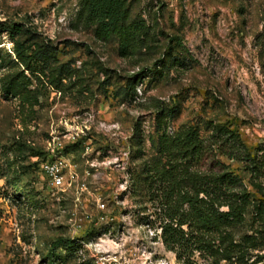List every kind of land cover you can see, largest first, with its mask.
Listing matches in <instances>:
<instances>
[{"label": "rangeland", "instance_id": "rangeland-1", "mask_svg": "<svg viewBox=\"0 0 264 264\" xmlns=\"http://www.w3.org/2000/svg\"><path fill=\"white\" fill-rule=\"evenodd\" d=\"M78 2L0 0V23L31 25L60 49L59 63L73 71L60 90L43 79L33 107L0 96L3 171L18 149L25 165L38 160L29 148L46 152L43 161L62 159L64 165L57 188L40 165L21 175L37 195L36 206L19 201L0 177V264H43L39 242L89 231L83 244L87 264H180L162 245L156 203L135 175L151 159L148 136L162 107L178 111L170 132L188 126L205 134L210 124L224 125L253 154L264 146V0H129L133 16L155 34L156 47L128 58L77 19ZM11 46L1 33L0 49L12 54ZM171 49L189 61L165 70L159 81L143 79L133 100L116 95L135 75L144 76L154 64L160 69ZM82 138L81 148L63 154L64 146ZM219 159L255 193L240 164ZM209 161L202 169L213 166ZM258 179L264 186V174ZM250 229L246 223L230 231L235 240L264 236L255 232L260 225ZM250 253L249 262L264 249Z\"/></svg>", "mask_w": 264, "mask_h": 264}, {"label": "trees", "instance_id": "trees-1", "mask_svg": "<svg viewBox=\"0 0 264 264\" xmlns=\"http://www.w3.org/2000/svg\"><path fill=\"white\" fill-rule=\"evenodd\" d=\"M77 19L91 28L97 39L116 44L117 53L123 58L156 47L152 44L156 42L155 34L143 18L133 16L129 0H79ZM3 32L12 44V54L0 49V96L4 100L16 99L20 106L33 107L38 103V86L43 79L60 90L61 81L73 76V71L58 61L60 49L31 25L3 22L0 34ZM176 45L183 50L181 42ZM187 61L189 58L181 57L175 49L168 50L157 64L160 69L154 64L144 76L142 72L135 75L116 88V95L133 100L143 79L147 83L159 81L165 70L184 66ZM177 112L175 106L156 111L155 128L148 136L152 156L135 175L137 186L153 196L156 203L162 245L180 264H264V255H254L255 259L249 262L253 257L250 251L264 249L263 235H243L235 240L230 231L249 223L253 230L260 225L262 230L255 232L264 233V186L258 179L264 174V146L257 147L253 154L240 135L224 125L210 124L205 134L188 126L170 132L169 122ZM84 141L82 138L64 146L63 154L81 148ZM18 154L4 171L0 165V177L18 193L19 201L36 206L37 195L23 183L21 175L39 165L46 152L29 148V156L38 160L27 165V157ZM220 157L243 167L256 194ZM206 159L213 166L202 169ZM91 233L39 242L41 262L87 264L83 244Z\"/></svg>", "mask_w": 264, "mask_h": 264}, {"label": "built area", "instance_id": "built-area-1", "mask_svg": "<svg viewBox=\"0 0 264 264\" xmlns=\"http://www.w3.org/2000/svg\"><path fill=\"white\" fill-rule=\"evenodd\" d=\"M39 165L43 174L48 178L51 187L57 188L62 185V169L64 166L62 159L46 160Z\"/></svg>", "mask_w": 264, "mask_h": 264}]
</instances>
